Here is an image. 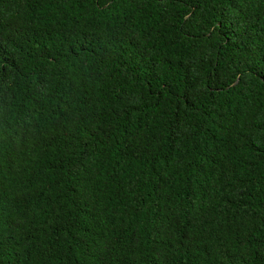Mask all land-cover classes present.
Listing matches in <instances>:
<instances>
[{"label":"trees","instance_id":"1","mask_svg":"<svg viewBox=\"0 0 264 264\" xmlns=\"http://www.w3.org/2000/svg\"><path fill=\"white\" fill-rule=\"evenodd\" d=\"M0 264H264V0H0Z\"/></svg>","mask_w":264,"mask_h":264}]
</instances>
